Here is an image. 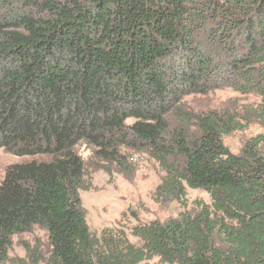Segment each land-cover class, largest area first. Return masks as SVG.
<instances>
[{
  "label": "trees",
  "instance_id": "1",
  "mask_svg": "<svg viewBox=\"0 0 264 264\" xmlns=\"http://www.w3.org/2000/svg\"><path fill=\"white\" fill-rule=\"evenodd\" d=\"M220 87L259 101H183ZM253 121L230 152L222 137ZM79 145L108 173L147 154L153 200L184 209L133 225L139 244L91 231ZM0 148L30 157L0 181V264L34 226L49 249L26 245L31 264H264V0H0ZM187 186L210 203L185 209Z\"/></svg>",
  "mask_w": 264,
  "mask_h": 264
},
{
  "label": "rangeland",
  "instance_id": "2",
  "mask_svg": "<svg viewBox=\"0 0 264 264\" xmlns=\"http://www.w3.org/2000/svg\"><path fill=\"white\" fill-rule=\"evenodd\" d=\"M183 101L188 108L195 111L225 107L240 110L244 106L257 103L259 97L253 94L242 95L229 87H220L207 94L188 95ZM261 132H263L261 124L253 121L243 130L224 135L222 142L230 152L238 153L249 137ZM78 151L86 162L87 187L81 189L79 195L91 231L99 234L105 227L123 229L132 243L139 244V240L130 234L133 225L153 219L164 221L177 216L184 209L175 201L158 204L153 200L152 193L163 171L147 154L131 151L120 170L111 167V172L108 173L100 168L99 164L90 163V151L85 145H79ZM29 159L28 156L13 155L0 148V181L10 164ZM186 192L187 210H196L199 203H210L209 194L202 189L187 186ZM26 245L31 250L35 248L40 255L45 254L49 249L47 232L41 227L34 226L28 232L12 235L9 259L3 264H31L26 256ZM157 261V257L147 260L149 263Z\"/></svg>",
  "mask_w": 264,
  "mask_h": 264
}]
</instances>
